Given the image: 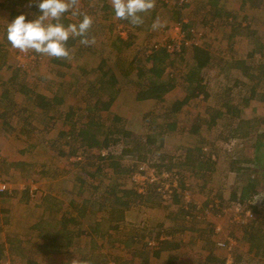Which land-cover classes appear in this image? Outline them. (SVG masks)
I'll return each mask as SVG.
<instances>
[{"label":"rangeland","instance_id":"obj_1","mask_svg":"<svg viewBox=\"0 0 264 264\" xmlns=\"http://www.w3.org/2000/svg\"><path fill=\"white\" fill-rule=\"evenodd\" d=\"M163 1L165 0H156L154 9L144 15L143 24L132 26L126 20L116 19L111 5L100 6L99 0H80L81 11L92 17L93 23L88 36L94 38L95 43L85 46L80 43L81 38H79L76 43L78 46L70 49L72 54L70 60L57 59V62L54 57L40 54L39 62L29 63L28 70H25L27 73H20L17 84L8 82V87L17 89L15 98L19 105L14 108L10 125H5L0 117V159L2 162L5 161L0 165V182H6L11 189L8 197H0V240L4 241L9 237L14 242L19 236L25 241L24 247L31 248L33 251L36 248L34 244L37 245L39 239L34 235L31 240L26 238L32 235L31 225L41 214L48 219L57 218L63 213L74 214L75 206H83V201H87V213L82 220L83 225L73 226L71 223L74 232L81 234L75 235L76 239L72 241L70 249H60L56 254L39 257L38 264H71L75 256L89 254H93L95 261L101 264H107V262L119 264L124 261L137 264L135 261L139 262L145 252H151L145 249L143 242L151 241L159 230L174 232L173 241L179 242V247L164 251L157 259L150 256L149 262L152 264H206V261L210 264H232L236 259L237 264H264V256L256 254V248L251 246L248 239L250 232L255 235L253 240L257 243L264 242V195L260 192L251 202L244 204L236 202L231 195L238 186L235 173L227 171L228 165L234 163L236 154L240 152L245 156L250 154L248 146L254 142V138L249 137L242 141L235 139L231 134L236 120L232 117L223 119L211 128L202 124L200 135L188 132L197 118L207 119L211 110H225L228 100L234 104V101L249 96V90L256 78L255 75L249 76L252 73L251 68L261 60L260 54L251 56L250 53L258 43L264 44V5L245 6L244 3L243 6H236L237 1L241 0H235L234 6H226L228 8L221 12L207 14L208 7L196 6L201 4L197 0H190L185 6L180 4L164 6ZM167 1L170 4L178 3V0ZM9 4L6 0H0V40L1 36H4L2 33L6 32L7 21H10ZM23 6L25 9L28 8L27 3ZM172 7L176 10H171ZM174 12H179L183 20L187 21L189 26L183 28L187 35L189 33L190 36V30L201 34L197 39L198 46L207 48L211 57L209 64L202 70L206 82L205 93L190 99L173 117H166L164 114L171 103L182 99L186 94L187 83L184 76L191 47L194 45L185 46L182 54H172L169 57L166 73L169 76L171 73L174 74L175 85L162 102L136 101L134 98L136 87L132 81L138 80V70L144 64L146 51H150L152 46L163 42L174 33L176 24L174 17L177 15ZM65 16L73 18L71 19L73 22L80 19L72 17L70 13ZM157 18L163 22L164 26L154 30L152 24ZM119 34L123 38L131 34V46L121 52L110 49V43ZM8 45L5 49L8 51L9 58L0 66V76L4 73L2 76L5 78L0 77V91L5 89V81L10 74H13L12 69L17 61L29 62L27 53H21ZM80 45L82 50H78ZM101 60H104V69L100 71L97 66ZM104 70L107 74H104ZM124 72H128V76H125ZM112 73L117 78L115 85L109 82ZM75 75L78 77L77 80ZM60 82L65 84L74 82L73 92L76 95L73 97V102L78 114L75 115V113L70 120L65 119L69 107L67 102L52 106V110L45 111L43 108L47 99L55 93L60 94L66 91L67 86L60 85ZM86 82H92L98 91L94 94L92 89L88 91L89 86H85L88 85L85 84ZM24 86L33 91L29 97L22 90ZM19 90L22 91L19 92ZM256 90L262 92L264 86H259ZM110 96H113L114 100L109 109H104V103ZM250 105H255L259 109L264 107V101L256 97ZM250 105L246 106L244 117L251 118ZM91 109L97 110L104 126L103 131L109 138H117L119 136L117 129L123 124L124 128L132 131L145 148L151 147L153 152L151 156L156 160L155 162L159 161L160 155H166L164 163L173 164V167L184 173V175L180 173L167 178L162 177L160 181L164 184H178V187L183 185L189 202L197 206L196 213L200 216V221L195 222L189 219L192 222H184L180 206L184 204L185 198L181 194L176 195L172 202L164 201L162 195V201L155 196H149L150 198L146 196L148 198L137 199L125 209L123 220L110 223V226L104 222L102 226L104 228L109 226V229L105 237L95 236L99 242L91 235H87L86 231L90 230V223L96 218L105 219V216L109 215L108 212H111L112 195L109 189H111L110 185L117 181L112 168L108 165L109 159L101 162L96 156L101 153V156H108L109 150H112L114 158L122 166L136 162V158L128 155L120 156L122 147L119 143L111 141L112 145L108 148L100 147L102 136L99 142L88 151L93 158L85 155L83 159V163L89 162L92 165H87L82 170L71 164L72 161L78 160L79 156H83L81 153L69 156L65 153L61 154L60 149L50 146L51 142L56 141L57 132L64 127L63 121L67 123V127H64L67 128L66 131L70 129L71 123L80 126L87 121L86 116ZM114 115L119 116L120 120L114 121ZM174 118L177 121L175 130L166 131L164 137L160 133V128L152 131L156 124H163L166 119L170 122ZM150 135H153L156 140L151 145L145 142ZM200 138H203V144H206H204V150H210L207 144L211 148L214 145L219 148V157L222 162L221 168L216 167L209 177L202 178L183 166L186 149L189 146H195ZM64 140L66 139L61 137L60 142L64 144ZM241 143H244V150L240 149L243 146L240 145ZM27 145L32 148L25 149ZM22 148L27 150L23 152L24 155L9 154L10 151L19 153ZM66 150L73 151L74 147L67 146ZM10 157L17 158L20 162L30 163L32 167L27 165L23 168L7 169ZM99 163L103 164V171L92 177L91 174ZM141 165L146 167L147 175L156 173L155 168L148 162ZM44 167H46V174H42L43 171H41ZM62 168L63 172H61ZM76 175L87 177V182L82 186L81 191L79 190L80 193H77ZM121 182L124 184L121 188L123 186L135 188V182L131 176H124ZM149 184L154 185L157 190V183L149 182L146 186L148 187ZM26 187L29 190L32 188L34 194L29 192V197L25 196ZM54 198L56 201H53ZM249 203L252 204L249 205ZM251 206H257V211L251 212L250 216L246 210ZM179 226H185V230L179 231ZM135 228L145 229V236L148 238L142 236V240H138L137 245L134 243L128 248L117 246V242H114V245L110 244L109 240L117 239L120 234L124 236L132 233ZM128 236L124 240H127ZM226 238L233 240L231 249L217 246V241H223ZM6 247L7 258L0 264H25L24 257L19 255L17 244L11 246L12 248L7 245ZM86 247L89 248L87 251ZM141 249L145 250L144 253L142 251L139 253Z\"/></svg>","mask_w":264,"mask_h":264},{"label":"trees","instance_id":"obj_2","mask_svg":"<svg viewBox=\"0 0 264 264\" xmlns=\"http://www.w3.org/2000/svg\"><path fill=\"white\" fill-rule=\"evenodd\" d=\"M11 5L9 6V13L10 17L12 19L15 18V16L19 15L20 13H24L26 20H29V18L33 15H36L39 13V9L35 3V0H33L31 7L28 6L27 9L23 6L25 3H28L29 0H9ZM164 6H174V3L170 4L165 1L162 2ZM19 6L20 9H17ZM107 7V6H105ZM171 10H176L172 7ZM27 11V12H26ZM176 17H174V23H181L183 25V28L188 27L187 24L183 23V17L178 12H174ZM66 15V14H65ZM71 20L66 18V16L63 17L62 22L67 25ZM131 34L127 38H123L120 34L116 36L115 39L112 40L110 43V49L113 51L121 52L124 49H128L131 46ZM80 37L70 38L67 42V48L72 49L75 45V41H78ZM4 39L7 40V32H4ZM8 43H10L8 41ZM78 46V45H77ZM84 47V46H83ZM185 46H182L180 51L175 52L176 55L182 54L184 51ZM1 49V48H0ZM191 52L189 55V61L187 63V71L185 73L184 79L186 80L187 86H186V94L182 99L175 100L171 103L169 106V109L165 112L166 117H173L177 112L181 111L183 106L192 98L198 97L199 95L205 93L206 89V82L204 81L202 70L209 64L210 62V52L207 48L202 46L194 45L191 47ZM2 50V49H1ZM78 50H82V46L80 45L78 47ZM146 57L144 60V64L139 68V75L138 80H133L132 82L135 84V92H134V98L136 101H146L151 100L155 103H160L163 101L164 97L169 93L175 85V78L174 74H170L171 76L167 75L166 73V67H167V61L169 57L172 55L169 53L166 48H154V46L151 47L150 51H146ZM258 52V53H256ZM34 53L37 57L41 58V55L35 52ZM255 54H260L261 60H259L258 63L254 64V66L251 68L252 73L249 74V76L255 75V82L254 85L251 86V89L249 90V96L241 98L242 100L230 102L228 100L226 102V109L225 110H217L213 109L210 112V116L207 119H199L197 118L190 127V130L188 131L190 134L194 135H200L201 133V126L202 124H205L208 128H211L214 124L222 122L225 118H234L236 120V124L234 126V130L232 132V136L235 139H239L242 141V139H246L249 137L254 138V142L251 143L249 147L250 154L248 156H245L244 153H238L236 154V158H234V163L229 164L227 171H234L235 177H236V184L238 185L235 187V189L232 191L231 195L236 202H239L241 204L248 203L253 201V199L262 193L264 195V107L256 108L255 105H250L252 100H254L256 97L258 99L264 101V91L257 92V87L264 86V44L258 43L257 46L251 51L250 55L255 56ZM263 55V56H262ZM4 56V55H3ZM56 61L57 58H54ZM39 62V59L37 60ZM58 62V60H57ZM59 62H61L59 60ZM62 63V62H61ZM103 63L104 60H101L100 64L97 66V69L103 70ZM146 63V66H145ZM148 64V66H147ZM19 70L15 71V74L12 75L11 81L13 84H17L18 79L20 77V72L24 71L21 67H18ZM104 74H107V71L104 70ZM124 75L128 76V72H124ZM76 80L78 79L77 75H75ZM110 83L112 85H115L117 82V78L114 75V73L111 74V77H109ZM74 82L64 83L60 82V85L68 86L66 88V91L55 93L52 97L47 99V102L44 104L43 108L45 111L52 110L51 108L54 105L62 103V101L69 100L71 104L69 103L68 112L65 116L66 120H70V118L73 117V115H77L76 109L74 107L73 97L76 95L75 92H73V84ZM88 84V85H85ZM84 85L89 86L88 91L93 90V94L98 91L95 86L92 85V82H86ZM27 88L26 86H24ZM24 87L22 88L25 93H28L25 91ZM103 88V87H101ZM71 90V91H70ZM29 91H32L29 88ZM229 91V90H228ZM227 91V92H228ZM33 92V91H32ZM31 92V93H32ZM73 92V93H72ZM5 94V93H4ZM98 94V93H97ZM67 97V98H66ZM66 99V100H65ZM114 98L113 96L109 97L107 102L104 103V109H109L110 105L112 104ZM99 103L100 101L97 100ZM73 102V103H72ZM95 104V103H94ZM15 102L10 99L7 102H3V110L1 112L2 118L4 120L5 125H10V118L12 117V110L15 108ZM251 107L252 116L251 118L244 117V111L246 109V106ZM17 107V106H16ZM55 110V109H54ZM89 115L86 116L87 121L81 124L80 126H75L74 123H71L70 129L67 130V123H63V128H61L58 132L56 137V141H53L50 143V146L53 148L60 149L61 154H67L71 156L72 154H79L81 153L83 156H79L78 160L72 161V166H77L80 170L84 169L89 162L83 163V159H85V155H87L88 158H93L91 154H88L89 149L93 148L98 142L100 137L102 136V145L100 147L108 148L112 143H119L122 147L120 156H130L132 158H136V162H133L132 164H128L126 166H122L121 163L114 158V154L112 150H109L108 156H101V154H98L96 157L100 159L102 162L105 159H109L108 165L112 168V172L114 173L116 180L119 181L115 182L114 184L110 185L109 193L112 195L111 202V212H108L111 217V220L116 221L120 220L124 216V211L130 205L133 201L137 199H144L148 198L149 196H155L159 198L162 201L161 194L159 191L156 190V187L154 185L150 184L148 185L145 193H139L136 189L133 187H127L121 188L122 185H124L121 180L124 179V176L128 177L131 176L141 164H144L145 162H148L152 167L155 168L157 174L162 173H168L170 176L172 175H184L183 172H181L178 168L173 167V164H165L164 160L167 158L166 155H160L159 161L155 162L154 158H152V149L145 148L144 144L137 139L136 136L133 135L132 131L129 129H125L123 124L120 125L118 132H119V138L111 139L108 137L105 131H103V124L101 123V120L99 118V115L97 113L96 109L89 110ZM261 116H260V115ZM55 116V114H54ZM52 116V117H54ZM51 117V118H52ZM78 117V116H77ZM260 117V118H259ZM53 119V118H52ZM168 119V118H167ZM166 121L163 124H156L153 126V132L160 128L161 135L166 134L165 132L168 130H175L176 128V119L167 122ZM65 120V121H66ZM114 121H119V116H113ZM164 128L163 130H161ZM64 130L66 132H64ZM105 134V135H103ZM61 137L65 138L64 144L60 142ZM58 140V142H57ZM112 141V143H111ZM149 145L156 142L153 135H150L147 137L146 141ZM205 144V143H204ZM204 144H203V138H200V141L195 146H189L186 149V153L184 155L183 160V166L187 169H191L192 173L198 177H209L215 170L216 167L221 166V159L219 157V148H217L214 144L209 143L210 145H214L212 148L207 144L210 150H204ZM61 145V146H60ZM148 145V146H149ZM206 145V144H205ZM240 145H243L240 147V149H243L244 143H241ZM71 146L74 147L73 151H67L66 147ZM145 148V149H144ZM102 149V148H101ZM231 161V160H230ZM2 163V160L0 159V165ZM70 163V162H69ZM250 164V165H249ZM31 165L30 163L26 162H20L18 161L15 164L8 163L7 169L11 166H15V168H23L26 166ZM32 167V165H31ZM221 168V167H220ZM42 174H46V167L41 169ZM60 171V170H59ZM103 171V164L99 163L96 165L95 170L92 172L91 176L94 177L97 174H101ZM63 172V168L61 170ZM80 172V171H79ZM31 173V172H29ZM90 176V177H91ZM76 182H78L77 187V193H80L82 186L87 182V177L82 176H75ZM180 181V179H179ZM113 186V187H112ZM185 187L183 188V185H180V187H177L173 194L174 201L175 196L178 194H181L182 191H184ZM80 190V191H79ZM11 193L9 192H3L0 193V197H8ZM25 196L29 197V189L26 187L24 189ZM148 196V197H146ZM150 198V197H149ZM55 198L53 199V201ZM56 201V200H55ZM73 203V201L71 200ZM180 202V201H179ZM87 201H83V206H75V210L77 213V216H85L87 213V207H86ZM264 203V202H263ZM252 203H249L251 205ZM102 206V204H101ZM252 208V209H251ZM251 211L256 212L257 206H251ZM118 212H115V211ZM197 206L195 203L189 202L188 208L186 209L185 205L183 204L180 206V212L183 215L184 222H188L189 219L194 220L195 222L200 221V216L196 213ZM114 212V213H113ZM117 214V215H116ZM187 215L192 216L191 218H188ZM115 218V220L113 219ZM204 217H202L203 219ZM189 222H192V221ZM71 221L70 216L67 213L61 214L59 218L51 217L50 219L45 218L43 214H41L36 222L31 225V234L27 236V240H31V238L36 236L39 239V243L36 245V248L32 251L31 248H25L24 245H22V238L19 236L15 241H11V239L8 237L6 240H0V263H2L5 258H7V246L11 247L14 246V244L18 245L19 255L21 257H24L25 264H38L37 260L39 257L42 256H49L52 253H57L60 251V249H67L71 244L72 240V234L69 230V222ZM185 230V226H179V231ZM104 231L102 229L97 231V236L103 238L104 237ZM161 235H168L169 239H160ZM249 240L251 243V246L253 248H256V254H261L264 256V242H258L253 240L254 236L252 233H248ZM144 238H146L143 235ZM175 235L174 232L170 230H159L156 232L155 236L151 239H154L157 242V247H148V242L143 243V245H146L148 250H152L153 254L155 256H160L162 251H168L170 249L178 248L179 242L173 241ZM133 240V239H130ZM6 241V244H5ZM40 241H43L40 243ZM127 242V241H126ZM125 242V243H126ZM68 245V246H67ZM102 245V244H101ZM12 248V247H11ZM146 249V248H145ZM144 251L141 249L140 252ZM148 253V252H145ZM81 258L87 259L91 262V264H101L98 261H95L96 258H94L93 254H89L88 256L82 255ZM144 264H147L148 261V255L145 254L143 256ZM206 264H210L207 261ZM225 263V262H224ZM107 264H111L108 263ZM117 264V263H112ZM123 264V263H121ZM232 264H237V259Z\"/></svg>","mask_w":264,"mask_h":264},{"label":"clouds","instance_id":"obj_3","mask_svg":"<svg viewBox=\"0 0 264 264\" xmlns=\"http://www.w3.org/2000/svg\"><path fill=\"white\" fill-rule=\"evenodd\" d=\"M33 0H29L31 7ZM39 13L34 19L26 20L20 13L7 24V40L11 46L21 53L35 52L57 59L70 60L72 54L67 48L70 38L80 37V43L89 46L95 43L89 38L88 32L92 26V17L80 9V0H35ZM114 16L126 20L132 26L143 24L144 15L156 6V0H110ZM79 17L77 22L65 25L62 20L65 14ZM164 26L159 18L153 22L152 28ZM71 264H91L87 259L75 256Z\"/></svg>","mask_w":264,"mask_h":264},{"label":"crops","instance_id":"obj_4","mask_svg":"<svg viewBox=\"0 0 264 264\" xmlns=\"http://www.w3.org/2000/svg\"><path fill=\"white\" fill-rule=\"evenodd\" d=\"M4 1V0H3ZM7 2H9L10 3V1L9 0H6ZM100 2V6H110L111 4H110V0H99ZM162 1V0H161ZM198 1V3H201V4H198V5H196V6H207L208 8H207V10H206V12H207V14H210L211 12H213V13H217V12H221V10H223V9H226V8H228V7H226V6H234V3H235V0H197ZM264 1L263 0H241L240 2H238L237 1V5L236 6H243L244 5V3H245V6H263L264 5V3H263ZM3 3V2H2ZM28 5H29V2L27 3ZM11 5V3L9 4V6ZM179 6L178 5V3L176 2V4L174 3V6ZM180 6H182V5H180ZM27 12V11H26ZM205 12V13H206ZM9 15V17H10V13L8 14ZM206 15V14H205ZM34 17H35V15H33V16H31L30 18H29V20H31V19H34ZM66 18H68V16L66 17ZM68 19H70V18H68ZM71 19H73V18H71ZM70 19V20H71ZM13 19H12V17H10V21H7V24L8 23H10L11 21H12ZM70 22H72L73 23V20H71ZM182 22L183 23H185V24H187L188 25V23H187V21L186 20H182ZM172 26V25H171ZM183 26V25H182ZM189 26V25H188ZM3 35H4V33H2ZM2 37V39L0 40V48L2 49H0V66L1 65H3V64H5V61L9 58L8 57V51L5 49V46H7V44H9V45H11L10 43H8V41H6L5 39H4V36H1ZM77 43V41H75V44ZM8 45V46H9ZM74 47H75V45H74ZM73 47V48H74ZM4 55V56H3ZM1 68V67H0ZM13 74H15V71H17V70H19V68H17L16 66H13ZM1 71V70H0ZM3 72V71H2ZM1 72V73H2ZM20 73H27L25 70L24 71H22V72H20ZM4 73H2L1 74V78L2 79H5L4 78V76H2ZM12 74V75H13ZM12 75L10 74V77L5 81V89L4 90H1L0 91V117H2V115H1V112H2V110H3V102H7V101H9L10 99H12L14 102H15V107L16 106H18L19 104H18V102H16V92H17V89H14L12 86V88L11 87H8L7 85H8V82L11 84L12 83V81H11V78H12ZM13 84V83H12ZM67 88H68V86H67ZM24 89H25V91H27L28 93H26V95H28L27 97H29L30 96V94H31V92L32 91H29V88L27 87V88H25L24 87ZM23 90V89H22ZM22 90H19V92L20 91H22ZM5 93V94H4ZM25 93V92H24ZM52 97V96H51ZM66 100V99H65ZM67 102V104H71V102H69V100H66L65 102L64 101H62V103H66ZM62 103H60V104H62ZM73 103V102H72ZM14 112V109L12 110V113ZM11 119V118H10ZM2 120H3V118H2ZM3 122H4V120H3ZM9 122L11 123V121L9 120ZM14 131H15V129H14ZM57 135V134H56ZM32 147H30V145H27L26 146V148L25 149H31ZM24 148H22V150L21 151H19V153L18 152H16V151H14V152H9V154L11 155V156H14L13 154H17L18 156H20V155H24V151H27V150H23ZM5 153H6V150H5ZM13 153V154H12ZM3 154V153H2ZM6 155V154H5ZM15 157H17V156H15ZM10 163L11 164H15V163H17L19 160H17V158H14V159H11V157H10ZM11 169H13V168H15V166H11L10 167ZM69 216H70V219H71V221L69 222V224H68V226H69V230H70V233L72 234V240H71V243H72V241H74V239H76L75 238V235H80L81 233H77L76 231L74 232V229L73 228H71L72 226V224L71 223H73V226H78L79 224H80V226H82L83 225V221L82 220H84V218H85V216H77V213L75 212L74 214L73 213H71V214H68ZM61 216V214L60 215H58L57 216V218H59ZM111 217L112 216H110V215H106L105 216V219H99V218H96L92 223H90V226H89V229L90 230H88V232L86 231V233H87V235H91V237H94L93 239L94 240H96L97 241V239H96V237L97 238H101V237H99V236H97V231H99V229L101 230L102 229V231H104V237H105V235L107 234V230L109 229L108 227L110 226L109 224L110 223H117V222H119V221H121V220H123V218L122 219H120V220H116V221H113V220H111ZM45 218H46V216H45ZM114 220H115V218H113ZM106 220V221H105ZM72 221H74V222H72ZM104 222H107L108 223V227H103L102 225H104ZM162 223V222H161ZM160 223V224H161ZM89 225V224H88ZM87 225V226H88ZM82 228V227H81ZM145 229H142V230H140L139 228H135V231L134 232H130L129 234H127V235H129L128 237H127V240H124L125 239V237L127 236V235H122V234H120L119 235V237L117 238V239H114L113 241H111V240H109V242H111L110 244H113L114 245V242H117V246H119V247H122V246H126L127 248L130 246V245H134V243H135V245H137L138 244V240H142V236L144 235L145 236V234H146V231H144ZM156 234V233H155ZM151 235V234H150ZM149 235V236H150ZM96 236V237H95ZM155 236V235H154ZM146 237V236H145ZM146 238H148V237H146ZM130 239H133V240H130ZM144 240V239H143ZM127 241V242H126ZM43 241H40V243H42ZM94 242V241H93ZM97 242H99V241H97ZM108 242V243H109ZM126 242V243H125ZM148 242V241H147ZM24 243H25V241H22V245H24ZM143 243H145V242H143ZM35 245V247H36V244H34ZM71 245V244H70ZM69 245V246H70ZM148 245V244H147ZM68 246V245H67ZM66 247V248H69L70 249V247ZM77 246V245H76ZM146 246V245H145ZM75 247V246H74ZM74 247H72V249H74ZM148 247H149V245H148ZM8 249H9V247H8ZM89 248L88 247H86V251L88 250ZM146 249H148L147 247H146ZM139 250V249H138ZM150 250V249H149ZM151 252L150 253H145V254H147L148 255V261H147V264H152L151 262H149V260H150V256H154V258L155 259H157V258H160L161 257V255L160 256H155L154 254H153V251L152 250H150ZM164 251H162L161 252V254L163 253ZM145 254L143 255V256H145ZM121 263H123V264H131V263H129V262H121ZM121 263H119V264H121ZM135 263H137V264H144V261H143V257H140V261L139 262H137V261H135Z\"/></svg>","mask_w":264,"mask_h":264},{"label":"built area","instance_id":"obj_5","mask_svg":"<svg viewBox=\"0 0 264 264\" xmlns=\"http://www.w3.org/2000/svg\"><path fill=\"white\" fill-rule=\"evenodd\" d=\"M167 1V0H165ZM190 0H178V4L185 6L188 4ZM190 36L189 33L188 35L186 34V31H184L182 24L181 23H176L174 25V30L173 34L169 38H165L163 42L155 44L154 48H161L164 47L166 50L171 53L175 54V52L180 51L182 46H192V45H199V41L197 39L201 36V34H196L193 32V30H190ZM123 32H121L122 34ZM123 35V34H122ZM26 57L29 59V62H23L22 60L17 61V66L21 67L24 70H28L29 68V63H35L39 57H37L35 54L29 52L26 54ZM146 167L143 165H140L138 169L131 175L133 181L135 182V188L137 192L139 193H144L146 191V184L149 182L157 183V190L160 192V194L163 196L164 201L166 202H172L173 199V194L175 189L178 187V184H169L160 181V178L164 177H170L168 173H162V174H157V173H150L147 175L146 172ZM147 180V181H146ZM8 184L6 182H0V193L3 192H9L11 191L10 188H8ZM32 195L34 194L32 188L29 190ZM181 196L185 198V201H183L186 209L188 208V203L189 199L186 196V191H182ZM251 209L246 210V213L251 216ZM188 218H191L192 216L187 215ZM170 237L168 235H161L160 239H169ZM148 245L151 247H157V242L152 239L151 241H148ZM233 245V240L231 238H226L223 241H217V246L227 249H231Z\"/></svg>","mask_w":264,"mask_h":264}]
</instances>
